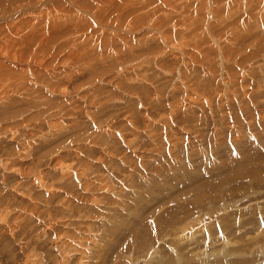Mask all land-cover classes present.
Here are the masks:
<instances>
[{
  "label": "rangeland",
  "instance_id": "374dc122",
  "mask_svg": "<svg viewBox=\"0 0 264 264\" xmlns=\"http://www.w3.org/2000/svg\"><path fill=\"white\" fill-rule=\"evenodd\" d=\"M238 1L215 19L228 30L180 21L197 22L199 38L174 46L212 50V76L138 29L136 54L162 58L128 63L123 41L103 37L82 60L51 48L39 55L47 68L0 71V264H264V51L237 39L250 0ZM7 13L1 32L19 23ZM31 14L24 26L38 29ZM78 28L70 22L62 42Z\"/></svg>",
  "mask_w": 264,
  "mask_h": 264
},
{
  "label": "bare ground",
  "instance_id": "6f19581e",
  "mask_svg": "<svg viewBox=\"0 0 264 264\" xmlns=\"http://www.w3.org/2000/svg\"><path fill=\"white\" fill-rule=\"evenodd\" d=\"M181 1L182 0H178L177 2H179V4H177L176 6H172L170 11H168L165 9L166 6H168L167 5L168 2L166 0H83V1L81 0H0L1 10H6L8 12L6 15H4L2 20L4 21L6 19H9L11 20V22L14 20H17V22H19L17 23L18 24L17 26L14 25V27L12 28L13 31L16 30L15 31L16 33L10 30L11 28L9 29V31H7L6 28H3L2 30L3 32L0 31V58L2 59L10 58L11 61L13 62V65H10L9 64L10 62L4 64V62L1 61L2 59H0V71L1 70H6V72L12 71L13 76L18 77L20 76L18 75V73L20 74L22 73V75H24L22 66H25L26 71H28V69L30 70L31 69L30 67L32 65H39V68L42 69L47 68L48 64L45 62V59L39 58V55L43 52L45 53L51 52L52 51L51 48H57V53L55 54L57 57L58 56L61 57L64 55V57L67 58L68 56L65 55V52H67V48L68 46H70V48H72L70 53L72 54L69 55L71 57L74 56V59L82 60L85 58L84 57L85 54H88V52L93 51L89 48L90 44L95 42V44H97V47L99 45H102V42H105V40L102 39L103 37L107 38L109 42H110V37H112L113 39H118L120 41H123V43L117 47L123 49L125 52L130 54V60L128 61V63H135L137 61L143 60L142 62L144 64H150L149 57L153 55L156 56L153 59L156 62V60H158V57L164 55V51L151 53V54H142V55L136 54L135 52L136 46L134 43V30L138 29L142 34L153 36L155 39H159L161 37L164 38L167 49L170 51L177 50L178 52H180L179 54L183 56L184 63L187 64L186 57L192 60L194 64L200 63L202 65V63H206L208 67L207 72H209L210 76H212L214 75V72L211 69L212 66V62L210 61L211 57L208 55V53L212 50L208 52L207 49L208 47L205 49L204 48L201 49L198 46L199 42L197 43L198 45L197 44L194 45L191 51L187 49L186 46L184 47L183 43H182L183 45H179V47L174 46L175 42L180 38V39H188V42H186L185 45L189 44V46L191 47V42L194 40L193 37L195 38V40L199 38L200 28L199 26L196 27L195 25L197 22L195 24L193 23L184 24L186 22L181 23L180 21H183V18H186V20L189 22V19L191 18L192 15L195 18L197 17L199 20L200 19L204 20L206 17H208L209 19H211L207 25L208 31L212 30L213 32L214 31L218 32L220 30L216 31V29L222 30V28L223 30L224 29L228 30V26H224L221 28L222 25H220L219 21L218 24H216V20L219 17L218 13H221L223 15L224 11L226 12V10H233L232 4H238L240 2L238 0H210L209 2L210 4L208 5L204 0H200L201 4L200 2L199 4L202 5L203 7L206 6L205 9L213 10V12L211 13L208 12L209 16L205 15L203 17L202 10H201L202 13L200 12V8L202 6L198 8L199 6V4H197L198 0H183L184 2L182 3ZM51 2L55 4H53L50 7H46ZM23 4H25V6L27 7H25ZM155 5L158 7L157 11H155ZM225 5H227V7ZM228 5L230 6L228 7ZM246 5H244V7ZM28 8L29 9L34 8V11L43 8L44 9L38 11L37 13L33 12V14H31V12H27L26 14H21L22 12H25L23 10L27 9L26 11H29ZM248 11L249 14H247V17H249V19H246V24L241 20V18L237 19V21L239 22L238 24H241L239 26L245 27L243 29L244 33H242L241 31L238 32L241 29L238 28L239 30H237L236 26H234L235 33L234 32L233 33L234 34L242 33L240 36L236 35L238 37L237 39L249 37L250 39L253 40V46L258 52L262 50L264 51V44H262L264 40H261L258 37L259 35H256L258 34L257 32L258 30L264 33V28H261L262 26H264V17L260 13V12L264 13V0H250ZM28 14L29 16L31 14L32 16L41 17L40 23L39 25H37L38 29H31V30L29 29L31 26L32 27L34 26V23L32 21H31L32 24L30 23L29 26L27 25L28 27L26 26L27 22H25L26 24L24 26L23 19L21 18L25 17ZM158 14H160L159 24L164 27L163 31H160L158 29H153L155 25V17ZM260 14L262 15V21L258 23L257 16ZM237 16H235V18ZM229 18L231 22L234 21V12L230 11ZM18 19L22 20V22L19 21ZM73 21H76V23L79 26L77 30H81V33H79L76 30L74 33L70 35V37H72L71 41L67 43H63L62 39L67 37L65 35V30L68 24ZM92 21L95 22V25L92 24ZM205 21H203L204 24L206 23ZM117 22H121L122 25L117 27L113 26V24ZM6 26H8L7 27L8 29L9 25ZM10 26H12V23ZM230 26H232V23H230ZM0 27L2 28L3 26ZM14 28L16 29L14 30ZM59 30H61V34H59ZM83 32H85L86 35L77 38L79 35H82ZM201 34L202 33H200V35ZM234 34H232L233 38H234L233 36ZM206 36L208 38V35ZM46 38L50 41L48 42ZM216 41L220 43V40H216ZM28 44H33L32 48L27 49L26 47L28 46ZM200 45L202 46V44ZM27 50L29 51L27 52ZM55 55L53 54V56ZM32 70L37 71L34 69ZM15 73H17L16 74L17 76L15 75ZM14 81L18 82V79H15ZM197 81H199V79ZM2 96L3 95H1L0 98L3 99L7 98L6 96L5 97ZM2 102L3 100L0 99V104H2ZM57 167L62 174L65 173L69 174L70 172L68 166L64 167V165L58 164ZM62 178L64 179V177ZM43 185L44 184L40 186ZM50 187L46 186L47 189L45 188L48 193L50 192L49 197L50 194L53 193L52 191L53 189L52 187L51 188Z\"/></svg>",
  "mask_w": 264,
  "mask_h": 264
}]
</instances>
